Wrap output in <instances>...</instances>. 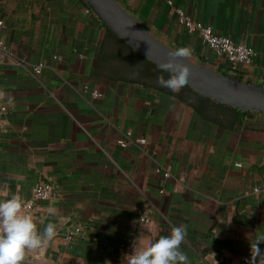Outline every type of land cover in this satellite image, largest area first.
Listing matches in <instances>:
<instances>
[{"label":"crops","instance_id":"0c3cea01","mask_svg":"<svg viewBox=\"0 0 264 264\" xmlns=\"http://www.w3.org/2000/svg\"><path fill=\"white\" fill-rule=\"evenodd\" d=\"M118 1L170 47L264 87V0ZM177 8L254 54L233 66ZM0 20V200L53 183L28 214L56 235L22 264H126L173 226L186 229L189 264L250 255L247 236L264 234V110L162 87L168 77L86 0H0Z\"/></svg>","mask_w":264,"mask_h":264},{"label":"clouds","instance_id":"9594fccd","mask_svg":"<svg viewBox=\"0 0 264 264\" xmlns=\"http://www.w3.org/2000/svg\"><path fill=\"white\" fill-rule=\"evenodd\" d=\"M174 57L188 58L191 51L180 47L172 54ZM162 71H171L167 79L158 77L157 82L171 91H179L187 85L189 71L169 60L161 66ZM56 235V225L47 224L42 235L37 231V225L31 214L26 213L25 205L19 195L0 200V264H22L26 250L42 248ZM186 237L184 226H173L170 234L158 239H146L139 247L127 255L126 264H189L187 255L180 250V245ZM250 256L247 264H264V234L248 235ZM125 264V262H124Z\"/></svg>","mask_w":264,"mask_h":264},{"label":"water","instance_id":"95a60500","mask_svg":"<svg viewBox=\"0 0 264 264\" xmlns=\"http://www.w3.org/2000/svg\"><path fill=\"white\" fill-rule=\"evenodd\" d=\"M102 21L139 54L162 66L169 60L189 71L187 85L201 94L240 109L264 110V87L220 74L212 67L188 58L174 57L176 50L155 37L118 0H86ZM172 74L171 71H168Z\"/></svg>","mask_w":264,"mask_h":264},{"label":"built area","instance_id":"2783aa9c","mask_svg":"<svg viewBox=\"0 0 264 264\" xmlns=\"http://www.w3.org/2000/svg\"><path fill=\"white\" fill-rule=\"evenodd\" d=\"M177 17L179 22L184 26L187 32H197L201 40L216 54L225 56L231 64L234 66L239 62L249 61L254 49L243 42L234 40L231 36L219 33L213 30L212 26L208 23H204L202 20L192 17L185 13L181 8H177ZM3 25V20H0V26ZM0 49H4L3 39L0 38ZM43 63H37L34 65V71L38 72ZM94 95H98V91H93ZM3 115L4 106L1 100L0 90V139L3 133ZM138 141H144L143 137L137 138ZM125 143V142H122ZM254 191L258 188L254 187ZM53 194V183L51 181H38L31 190L29 197L22 200L25 205L26 213L31 212L34 205L39 201L49 200ZM147 216H143L142 220H147ZM78 229V228H76ZM74 231H70V234ZM250 255H244L234 261L233 264H247V258Z\"/></svg>","mask_w":264,"mask_h":264},{"label":"trees","instance_id":"16d2710c","mask_svg":"<svg viewBox=\"0 0 264 264\" xmlns=\"http://www.w3.org/2000/svg\"><path fill=\"white\" fill-rule=\"evenodd\" d=\"M136 54H137V55H140L141 57H143V58H145V59H148V58L142 56L141 54H139V53H137V52H136ZM148 61H149L150 65H154L156 68H158V69H159V73H163V74L165 75V77H169V76L171 75L168 71H162L161 66L156 65L152 60L148 59ZM185 87H188V88L192 89V88H191L190 86H188V85H186Z\"/></svg>","mask_w":264,"mask_h":264}]
</instances>
